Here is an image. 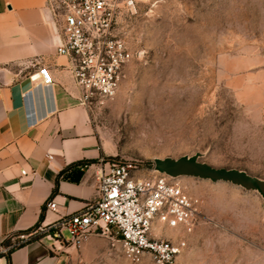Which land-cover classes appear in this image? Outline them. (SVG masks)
<instances>
[{
	"label": "rangeland",
	"instance_id": "obj_1",
	"mask_svg": "<svg viewBox=\"0 0 264 264\" xmlns=\"http://www.w3.org/2000/svg\"><path fill=\"white\" fill-rule=\"evenodd\" d=\"M133 3L117 20L133 58L116 97L91 109L107 160L146 176L155 159L200 154L209 166L264 180V0ZM177 180L201 203L182 264H264L257 193ZM177 231L167 236L184 238ZM95 238L73 246L77 264H134L118 236Z\"/></svg>",
	"mask_w": 264,
	"mask_h": 264
},
{
	"label": "crops",
	"instance_id": "obj_2",
	"mask_svg": "<svg viewBox=\"0 0 264 264\" xmlns=\"http://www.w3.org/2000/svg\"><path fill=\"white\" fill-rule=\"evenodd\" d=\"M49 5L48 0H0V250L12 236L36 225L46 228L96 203L97 179L109 168L110 154L91 109L80 104L69 60L56 52L61 20ZM38 67L48 70L52 85L31 78ZM177 233L186 241L192 234ZM95 239L90 236L84 248ZM7 255L0 252V264H7ZM8 258L10 264L78 262L67 241L44 237ZM184 260L182 253L174 264Z\"/></svg>",
	"mask_w": 264,
	"mask_h": 264
},
{
	"label": "built area",
	"instance_id": "obj_3",
	"mask_svg": "<svg viewBox=\"0 0 264 264\" xmlns=\"http://www.w3.org/2000/svg\"><path fill=\"white\" fill-rule=\"evenodd\" d=\"M134 0H48L61 20L56 52L69 60V72L81 89L80 104L92 109L114 99L124 69L133 53L118 31L121 10H132ZM43 86L52 85L49 72L38 67L31 76ZM98 180V201L63 216L46 228H36L9 239L1 254L44 237L80 247L92 235L119 237L121 249L131 263L149 259L153 264H174L187 248L185 238L175 240L169 231L193 232L201 203L190 198L177 179L151 171L142 176L124 162H109ZM47 209L55 211V204ZM64 233L68 238L64 237Z\"/></svg>",
	"mask_w": 264,
	"mask_h": 264
},
{
	"label": "water",
	"instance_id": "obj_4",
	"mask_svg": "<svg viewBox=\"0 0 264 264\" xmlns=\"http://www.w3.org/2000/svg\"><path fill=\"white\" fill-rule=\"evenodd\" d=\"M201 155L178 159H155L153 171L172 179L192 178L211 183H224L246 192L257 193L264 201V180L237 169L214 168L201 162Z\"/></svg>",
	"mask_w": 264,
	"mask_h": 264
},
{
	"label": "trees",
	"instance_id": "obj_5",
	"mask_svg": "<svg viewBox=\"0 0 264 264\" xmlns=\"http://www.w3.org/2000/svg\"><path fill=\"white\" fill-rule=\"evenodd\" d=\"M42 217V216H41ZM36 228H38V225H36L34 228H32L31 230H29L28 232H30V231H32V230H34V229H36ZM27 233V232H26ZM21 247V246H20ZM11 252H13V250L12 251H10V253ZM10 253H8V255H7V259H8V262H7V264H10V259L8 258L9 257V255H10Z\"/></svg>",
	"mask_w": 264,
	"mask_h": 264
}]
</instances>
